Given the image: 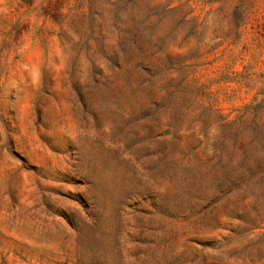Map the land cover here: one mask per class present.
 I'll return each mask as SVG.
<instances>
[{
    "label": "rangeland",
    "instance_id": "1",
    "mask_svg": "<svg viewBox=\"0 0 264 264\" xmlns=\"http://www.w3.org/2000/svg\"><path fill=\"white\" fill-rule=\"evenodd\" d=\"M0 264H264V0H0Z\"/></svg>",
    "mask_w": 264,
    "mask_h": 264
}]
</instances>
